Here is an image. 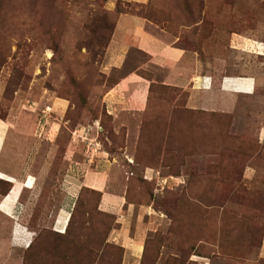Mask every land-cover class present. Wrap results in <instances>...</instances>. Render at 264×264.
<instances>
[{"label":"rangeland","instance_id":"1","mask_svg":"<svg viewBox=\"0 0 264 264\" xmlns=\"http://www.w3.org/2000/svg\"><path fill=\"white\" fill-rule=\"evenodd\" d=\"M113 1L0 0V199L18 197L0 212V264H264V0ZM117 8L210 89L148 64L146 110L110 115ZM147 59L133 50L127 68ZM226 77H246L245 94L204 105ZM106 157L122 197L108 211L87 170Z\"/></svg>","mask_w":264,"mask_h":264},{"label":"crops","instance_id":"2","mask_svg":"<svg viewBox=\"0 0 264 264\" xmlns=\"http://www.w3.org/2000/svg\"><path fill=\"white\" fill-rule=\"evenodd\" d=\"M130 1V0H129ZM144 2L145 0H131ZM115 3L110 0L109 9L115 8ZM133 50L139 51L147 56L146 63L136 66L132 70L127 68L130 54ZM185 59V51L177 46L167 43L158 35L154 34L147 27V20L133 14L121 13L116 21L113 34L106 48L105 67L107 69H115L123 72L121 77L104 93L103 104L107 112L113 117H118L124 113H141L148 107L149 95L153 80H149L138 73L139 69H145L148 64L167 72L163 83L167 85L187 87L196 86L202 90L210 89L208 86L212 84V80L208 76H193L188 78L180 71V65ZM234 78V79H233ZM237 78L240 81H237ZM246 77H226L222 85L231 89L229 94L243 93L247 89ZM239 88V90H238ZM224 93L217 94L213 100L205 102L207 107H213L219 110L228 111L232 107V97L221 101L219 95H227ZM2 136V134H0ZM4 138H0V152L3 148ZM88 165H85V169ZM93 187L102 192L101 209L109 210V205H121V196L109 194L108 179L110 170V161L106 157L97 161L95 169H87ZM17 180H12V188H14ZM20 183V182H18ZM23 184V183H20ZM8 195V194H7ZM5 195V197L7 196ZM0 199V205L5 200ZM18 198V197H17ZM16 197H11L7 201L9 210L13 213ZM4 205V204H3ZM14 219V218H13ZM260 256L264 257V243L262 245Z\"/></svg>","mask_w":264,"mask_h":264},{"label":"bare ground","instance_id":"3","mask_svg":"<svg viewBox=\"0 0 264 264\" xmlns=\"http://www.w3.org/2000/svg\"><path fill=\"white\" fill-rule=\"evenodd\" d=\"M234 79V78H233ZM237 80H238V82L240 81V79L239 78H237ZM225 90H227V91H230L231 89H229L227 86L224 88ZM238 90H239V88H238ZM11 197H16L14 194H10L8 197H6L5 198V200H4V205L0 208V212L1 213H3V214H5L6 213V211H7V209H9V207H8V205L6 204L7 203V201H9L10 200V198ZM14 218V217H13ZM68 217H66V219L64 220V222H63V228H66V226H67V222H68Z\"/></svg>","mask_w":264,"mask_h":264},{"label":"trees","instance_id":"4","mask_svg":"<svg viewBox=\"0 0 264 264\" xmlns=\"http://www.w3.org/2000/svg\"><path fill=\"white\" fill-rule=\"evenodd\" d=\"M116 12H117V18H118V16L123 12V11H121V10H118V8H117V10H116ZM116 21H117V19H116ZM116 21H115V23H114V25H113V29H114V27H115V24H116ZM113 32V31H112ZM138 73L141 75V76H143L139 71H138ZM144 77V76H143ZM146 78V77H145ZM151 87H152V85H151ZM8 194V193H7Z\"/></svg>","mask_w":264,"mask_h":264}]
</instances>
